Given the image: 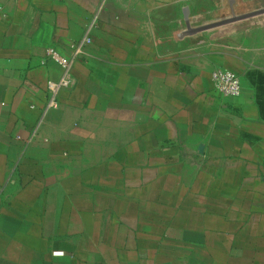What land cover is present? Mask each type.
I'll use <instances>...</instances> for the list:
<instances>
[{
	"label": "crops",
	"instance_id": "crops-1",
	"mask_svg": "<svg viewBox=\"0 0 264 264\" xmlns=\"http://www.w3.org/2000/svg\"><path fill=\"white\" fill-rule=\"evenodd\" d=\"M95 17L43 117L46 50ZM263 21L264 0H0V264H264Z\"/></svg>",
	"mask_w": 264,
	"mask_h": 264
},
{
	"label": "built area",
	"instance_id": "built-area-1",
	"mask_svg": "<svg viewBox=\"0 0 264 264\" xmlns=\"http://www.w3.org/2000/svg\"><path fill=\"white\" fill-rule=\"evenodd\" d=\"M108 0H102L104 5ZM97 21L95 17L86 28V34L84 38L77 44L71 45L72 56L64 57L59 54L54 48L46 50V59L56 63L62 70V76L56 82H47V90L49 93V99L43 112V117L47 113L58 107V94L61 90L71 87V72L75 62V59L82 54L86 46L91 44V32L94 29V25ZM212 83L215 91L224 97H238L242 91L241 78L230 70H217L212 74Z\"/></svg>",
	"mask_w": 264,
	"mask_h": 264
},
{
	"label": "rangeland",
	"instance_id": "rangeland-1",
	"mask_svg": "<svg viewBox=\"0 0 264 264\" xmlns=\"http://www.w3.org/2000/svg\"><path fill=\"white\" fill-rule=\"evenodd\" d=\"M263 25H264V21H263ZM264 30V29H263ZM262 30V31H263ZM257 37V35L255 34V35H253L252 36V39H254V38H256ZM261 39H260V41L262 42V44L264 43V32L261 34V37H260ZM257 41V40H256Z\"/></svg>",
	"mask_w": 264,
	"mask_h": 264
}]
</instances>
